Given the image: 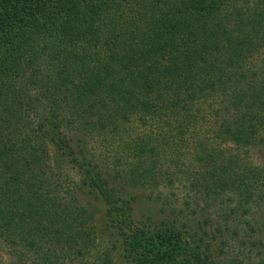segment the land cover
<instances>
[{"label": "trees", "instance_id": "obj_1", "mask_svg": "<svg viewBox=\"0 0 264 264\" xmlns=\"http://www.w3.org/2000/svg\"><path fill=\"white\" fill-rule=\"evenodd\" d=\"M253 1L0 0V238L22 242L28 264H80L103 205L114 241L98 264L228 255L235 210H207L227 191L249 201L264 183L234 154L264 143V72L247 68L264 46V0ZM126 120L146 132L119 144L105 136ZM65 129L121 151L96 159ZM66 164L79 194L59 189ZM180 178L205 202L200 215L190 210L187 221L173 194L137 222L140 182L174 190ZM254 226L264 231V217ZM178 247L191 259L177 262Z\"/></svg>", "mask_w": 264, "mask_h": 264}, {"label": "rangeland", "instance_id": "obj_2", "mask_svg": "<svg viewBox=\"0 0 264 264\" xmlns=\"http://www.w3.org/2000/svg\"><path fill=\"white\" fill-rule=\"evenodd\" d=\"M248 2L251 6L255 4L253 0H248ZM263 45L264 42L262 46ZM247 68L248 72L250 71L251 74L257 72H264V46L260 50H258L255 55L251 58L247 65ZM199 127H201V125ZM202 128L206 129L205 125ZM146 130V127L141 126L135 120L134 122H129L127 120L119 121L118 126L117 124L107 125L105 133L109 134V136H105L108 137L109 140L111 139L116 144H119L122 138H124V140L126 141L130 139H135L137 136L144 134ZM153 130L154 135L159 134V130ZM65 131L69 132V135L71 137L76 135L79 138H82V141L86 143V151L88 153H93L94 155H96V159L97 157L101 156L105 158V154L107 157H110V159H113V157H116V155L121 151L119 146L116 145L109 148L111 149V152L104 153L103 150H100L102 143H100L99 141L101 140L102 142L103 136H97L96 138H92L90 140L89 138L83 136L82 134H80V132L76 130H72L70 132V130L65 129ZM201 132H203V130ZM189 135L186 136V139H188ZM262 137L264 140V131L262 132ZM48 143L50 144L48 148L50 157L54 159L56 148L50 141ZM211 145L217 148L215 142H212L211 140H206L204 147H207L209 149L212 147ZM220 146H218L219 149ZM227 147L232 146L228 144L226 148ZM209 152L211 153L212 150H209ZM236 153H238V156L240 157L239 159L242 164V167L244 166L249 170L251 168L257 169L260 174L264 176V143L256 147L245 148L241 152L235 151L234 154ZM66 165L67 166L65 167L63 172L64 178L61 179V182H58L59 189L61 191L70 190V193L75 194L76 192L77 194H79L80 191L78 192L73 188V183L79 181L78 171L75 166H71L69 164ZM129 168V166H125L124 170L128 171ZM142 182H140V184L133 190V192L139 199L136 205L138 209H136L137 211L135 214L137 222L142 221V219H144V214L152 212L154 213L155 211H157L163 205V201L167 199L168 196L173 194H175L174 197H177L175 199H177L178 201L177 204H174L173 206H175L178 210L184 211V216L187 221L191 217H193L189 213L190 210L196 209L198 212L196 215L199 216V212H201V209L206 207V204L202 200V198L200 196H197L196 192L191 191L190 182L187 181V179L180 178V182L174 186V190L164 187L163 184L159 186H153L150 181L146 180L145 182H143L144 184ZM54 189L59 190L58 187H55ZM240 199L241 198L238 194H233L231 191H227L225 195L221 197V200H214L216 201L212 203L214 206L210 207L207 210V214H211L215 216V218H217L218 216V211H229L231 209L235 210L234 216L232 217L233 219H231L229 223V232H226L229 240L228 243L230 245V247L227 249L228 255H217V258H215V260L218 262V264H228L229 261L232 262L231 264H264V231H257L254 226L257 221L264 217V183L262 184L261 182L260 185L255 186L252 199H250L249 201H240ZM90 200L91 198H87L84 201H86V203H90ZM221 201H224V203H222ZM186 202H188L191 207L188 208L185 204ZM98 203L99 202H96L94 204L98 205ZM98 207V212L95 215V219L91 221L92 225H95V227L97 228V234L95 237H93V245H95V247L90 248L87 255L82 260H80V264H98L99 258L102 256V254L105 251H109L110 249H112L111 240L114 241V237H110L109 232L104 233L105 227L102 226L103 222L102 220H100L102 219L100 218V212L103 210V205L99 208ZM235 232H237V234ZM15 245H18L21 250L18 247V251L14 250L13 246ZM23 248L24 244L20 241H17V244H10L8 240L0 238V264H28V261H30V259H33V256L30 254V252L26 250L23 251ZM220 248V243H217L214 246L213 251H217L218 254ZM19 252H23V258H20L18 256L20 255ZM176 257L178 258H175L177 262H185L186 259H191L189 255L185 252V250L180 247H178L177 249ZM163 260L164 259H162V261Z\"/></svg>", "mask_w": 264, "mask_h": 264}]
</instances>
